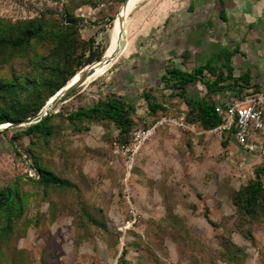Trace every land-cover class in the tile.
Segmentation results:
<instances>
[{
    "label": "rangeland",
    "instance_id": "obj_1",
    "mask_svg": "<svg viewBox=\"0 0 264 264\" xmlns=\"http://www.w3.org/2000/svg\"><path fill=\"white\" fill-rule=\"evenodd\" d=\"M159 1L136 4L128 15L129 37L138 8ZM121 2L0 0V17L14 22L44 13L59 21L72 13L84 41L108 47ZM37 49L45 47L37 43ZM115 51L97 76L73 89L52 110L59 115L51 120L47 141L34 136L35 144H30L29 136L21 135L14 142L19 155L8 140L24 126L0 131V188L16 186L22 197L20 213L0 236V262L118 264L124 249L123 264H264V211L245 214L232 201L239 187L254 178V168L264 165V156L250 155L233 138L196 123L193 130L165 126L142 145L127 174L123 159L112 150L114 142L121 141L117 131L107 129L110 122L82 121L79 129L88 130L80 131L69 125V111L112 93L107 78L127 54L114 63ZM30 67L20 57L11 64L0 63V80L11 77L12 70L24 73ZM155 98L166 104L167 114L180 115L187 109L178 96L157 91ZM145 114L142 99L137 117ZM30 149L39 163L76 188L38 184ZM260 177L264 183V174Z\"/></svg>",
    "mask_w": 264,
    "mask_h": 264
},
{
    "label": "trees",
    "instance_id": "obj_2",
    "mask_svg": "<svg viewBox=\"0 0 264 264\" xmlns=\"http://www.w3.org/2000/svg\"><path fill=\"white\" fill-rule=\"evenodd\" d=\"M113 18L114 16L109 18L111 24ZM37 43L45 49L39 51ZM106 48V43L93 47L81 38L78 21L72 13H66L64 19L59 21L44 13L38 17L14 22L0 17V63L11 64L15 58L20 57L27 59L31 64L29 71L21 73L12 70L11 77L0 80V97L4 100L0 103V123L15 122L35 115L50 95L52 96L83 66L98 60ZM204 69L215 76L211 83L215 90L230 88L237 90L238 95L245 92L241 89L243 86L240 85L239 79L232 76V69L226 67L225 73L229 74L226 77L207 64L190 72L168 68L160 81L163 87L170 89V97H181L186 104V111L176 116H181L187 123H196L203 129H212L222 122L214 103L203 97H186L187 86L195 82ZM228 79L230 81L226 83ZM210 88L209 85L208 89ZM142 97L146 104V114L141 119L137 117L136 103L126 100L122 95L111 93L96 99L90 106L69 111L66 120L76 131L88 130L87 126L79 129L82 121H93L101 125L108 121L110 124L107 129L116 130V139L124 142L133 129L147 127L161 115L167 114L165 103L151 98L150 93L144 92ZM55 115H59V112L51 111L39 121L16 129L8 143L20 155L14 142L21 135L29 136L30 144H35L34 136H40L47 141L52 133L51 120ZM226 139L221 141L222 145L226 144ZM29 153L32 157L31 164L37 173L38 184L43 187L76 188L74 182L39 163L37 155L31 149ZM261 174H264V165L255 167L254 178L241 185L233 195L234 205L245 214L254 215L264 211V183ZM21 208L22 197L18 188L9 185L1 187L0 236L6 233L12 218L18 216ZM86 215L90 221L96 222L89 214ZM124 254L122 249L118 264L125 261Z\"/></svg>",
    "mask_w": 264,
    "mask_h": 264
},
{
    "label": "crops",
    "instance_id": "obj_3",
    "mask_svg": "<svg viewBox=\"0 0 264 264\" xmlns=\"http://www.w3.org/2000/svg\"><path fill=\"white\" fill-rule=\"evenodd\" d=\"M139 1L127 14L123 26L126 42L120 47V37L114 63L127 54L107 78L112 93L136 104L144 92L156 99L157 91L170 93L160 81L168 68L190 72L206 64L226 77V67L232 69L242 91H264V0H160L145 4L134 15L136 27L129 37L128 15ZM214 78L204 69L187 86L186 97H203L216 105L238 95L230 88L215 90L211 84ZM182 103L186 107L183 99Z\"/></svg>",
    "mask_w": 264,
    "mask_h": 264
},
{
    "label": "built area",
    "instance_id": "obj_4",
    "mask_svg": "<svg viewBox=\"0 0 264 264\" xmlns=\"http://www.w3.org/2000/svg\"><path fill=\"white\" fill-rule=\"evenodd\" d=\"M215 110L221 115L222 122L212 128L213 131H217L220 136L233 138L250 155L264 156V91L249 89L225 104H216ZM165 126L189 130L194 128L181 116L165 114L147 127L133 129L126 141L114 142L113 153L123 159L127 174H130L135 154L142 145ZM30 173L34 174L31 170Z\"/></svg>",
    "mask_w": 264,
    "mask_h": 264
},
{
    "label": "water",
    "instance_id": "obj_5",
    "mask_svg": "<svg viewBox=\"0 0 264 264\" xmlns=\"http://www.w3.org/2000/svg\"><path fill=\"white\" fill-rule=\"evenodd\" d=\"M129 0H123L121 3L122 10L124 12V16L120 17L119 25L121 28H123L125 21H126V8L128 5ZM121 37V43L120 47H123L126 42L125 37V30L122 29L120 32ZM119 48L115 51L118 52ZM104 54L100 57L103 58ZM92 61L88 64H86L84 67L79 69L61 88H59L46 102L45 104L40 108V110L32 116L26 117L24 119L15 121V122H4L0 123V131L4 128H14L19 126H26L30 125L32 123H35L39 121L41 118H43L46 114H48L50 111L55 110L57 105L76 87H79L80 85L84 84L86 79L90 77L96 68V64H100L99 60ZM113 56L110 58L112 59ZM110 60L104 59V65L108 64ZM103 65V66H104ZM88 82V81H87Z\"/></svg>",
    "mask_w": 264,
    "mask_h": 264
},
{
    "label": "bare ground",
    "instance_id": "obj_6",
    "mask_svg": "<svg viewBox=\"0 0 264 264\" xmlns=\"http://www.w3.org/2000/svg\"><path fill=\"white\" fill-rule=\"evenodd\" d=\"M137 0H129L128 2V5H127V8H126V18H127V14L130 10V7L136 2ZM124 16V12L122 10V7L120 9V11L118 12L117 16H116V20L114 22V26L113 28L111 29L110 31V37H109V44H108V47L107 49L104 51V57L101 58L99 61L100 64H96V70L95 72L86 79V81L94 78L95 76H97L101 71L102 69L105 67L104 65V59H108L110 60V58L113 56V53L115 51V49L117 48L118 46V43H119V40H120V32L122 31L123 28L120 27L119 25V20H120V17H123ZM104 65V66H103ZM85 81V82H86ZM51 97V95L47 98V100ZM46 100V101H47ZM45 101V102H46ZM45 104V103H44Z\"/></svg>",
    "mask_w": 264,
    "mask_h": 264
}]
</instances>
